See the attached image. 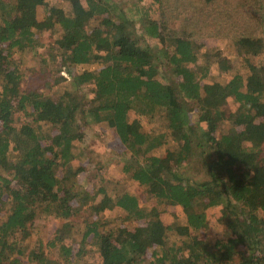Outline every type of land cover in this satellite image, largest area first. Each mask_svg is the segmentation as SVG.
<instances>
[{"label": "trees", "instance_id": "obj_1", "mask_svg": "<svg viewBox=\"0 0 264 264\" xmlns=\"http://www.w3.org/2000/svg\"><path fill=\"white\" fill-rule=\"evenodd\" d=\"M43 1L0 0V264H264V36L249 27L264 30V0H249L253 8L233 31L250 55L248 73L224 81H202L220 48L199 50L187 24L169 25L164 0H140L137 10L70 0L72 10L50 6L40 19ZM56 24L62 33L45 48L37 32ZM36 54L38 70L52 62L69 73L48 81V93L22 88ZM85 84L93 85L90 99L79 93ZM229 100L237 102L232 111ZM223 120L232 126L222 129ZM94 122L114 130L128 153L122 170L153 203L129 190L111 195L103 184L79 188L74 142ZM167 133L173 146L153 153ZM77 205L103 218L85 221L80 232L68 219ZM167 205L180 207V222L163 221ZM213 206L222 230L210 240ZM111 210L119 223L109 225ZM38 216L63 221L44 239L35 232Z\"/></svg>", "mask_w": 264, "mask_h": 264}, {"label": "rangeland", "instance_id": "obj_2", "mask_svg": "<svg viewBox=\"0 0 264 264\" xmlns=\"http://www.w3.org/2000/svg\"><path fill=\"white\" fill-rule=\"evenodd\" d=\"M80 1L84 3V0ZM114 1L123 7L129 6L137 10L136 6L139 4L140 0ZM144 1L149 2V0ZM50 6L61 8L64 11H70L73 8L70 0H44L43 3L37 5L36 11L38 18L41 19L44 17ZM252 8L253 6H250L249 0H164L163 6L161 7V16L165 18L169 25L174 27L180 26L181 23L187 24L185 26L196 38L199 44V50L220 48L221 57H216L212 60L208 68V74L202 81H224L235 72H241L243 74L248 73L249 69L245 58L250 57V55L244 50H240L238 45L236 46L233 41L236 35L234 36L233 31L237 27H240L238 22L245 20L242 17L244 12ZM234 11H237L239 15L231 13ZM262 13H264V6ZM137 14L134 16L136 20L139 16ZM261 17H263L261 23L264 24V14ZM97 20L96 17L91 18L87 22V26L95 24ZM257 24L259 23L250 22L249 27L251 26L260 36H264V30L258 27ZM246 25L243 27H246ZM230 27H232V30ZM244 29L240 30L237 34ZM138 30L140 29L138 28ZM61 33V27L56 24L53 28L43 29L37 32V36L39 40L45 44L46 48V46L51 45L53 40ZM38 54H45L44 47L38 50ZM38 54L33 55L27 62V64L32 67L28 68L25 63L24 74H26V76L22 81V88H38V90L48 93V89H46L48 81H51L57 74H61L68 79L69 73L65 68L56 71L54 66H52V62H48L43 69L38 70V64L36 62V58L39 56ZM201 60L202 59H199V63H202ZM100 63L94 66H98ZM69 69L71 72H74L73 65H71ZM82 91L85 92L87 99H90L93 96V85L85 84L83 89L81 86L79 93ZM50 94L53 95L54 93L51 92ZM236 106V101L233 102L229 100L225 104V110L232 111ZM191 119H196L195 113H191ZM154 123L155 125L157 124L159 129H164L162 120L156 119ZM140 124L142 129H148L151 125L143 119L140 120ZM231 126L232 123L229 120H223L221 123L222 129L230 128ZM44 127L45 132L48 130H50V132L55 131L53 125L44 124ZM82 129L83 137L81 140H75V147L73 148L74 152L79 155L71 161L73 167L79 166L80 168L77 174L79 188L93 190L99 184H103L111 195L122 190H129L136 194L140 201L147 202L148 204L153 203V198L150 197L146 199L141 186L131 179L128 173L122 170V164L128 157V153L114 130L105 122L86 124L82 126ZM173 143L174 141L167 133V141L154 148L152 152L156 154L164 153L166 148L173 146ZM102 175L103 177H101ZM77 208L75 213L68 219L80 232L82 231L80 228L83 227L85 221L97 218L99 214V218H103L101 213L98 214L89 207L82 209L81 205H77ZM218 208L219 206H213L206 210L209 226L207 231L204 232V235L210 240L218 236L222 230V226L215 220ZM105 214L109 219V225L120 222L115 210L106 211ZM161 217L165 223L175 224L180 222L183 216L179 206L167 205L162 208ZM62 221L63 219L53 216L46 218L38 216L34 220L35 232L42 238L48 239L52 237L56 228L60 226ZM136 223H139V221L129 222L130 225ZM201 235L203 234L201 233ZM167 236L169 239L177 238L176 232L171 230L167 232ZM149 250L147 255L149 254ZM92 258L96 259V255H93Z\"/></svg>", "mask_w": 264, "mask_h": 264}]
</instances>
